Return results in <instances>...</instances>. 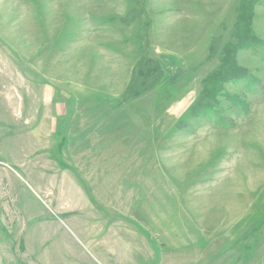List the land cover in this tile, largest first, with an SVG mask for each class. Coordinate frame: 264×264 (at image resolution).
Returning a JSON list of instances; mask_svg holds the SVG:
<instances>
[{
  "label": "rangeland",
  "instance_id": "rangeland-1",
  "mask_svg": "<svg viewBox=\"0 0 264 264\" xmlns=\"http://www.w3.org/2000/svg\"><path fill=\"white\" fill-rule=\"evenodd\" d=\"M0 264H264V0H0Z\"/></svg>",
  "mask_w": 264,
  "mask_h": 264
},
{
  "label": "bare ground",
  "instance_id": "bare-ground-1",
  "mask_svg": "<svg viewBox=\"0 0 264 264\" xmlns=\"http://www.w3.org/2000/svg\"><path fill=\"white\" fill-rule=\"evenodd\" d=\"M52 225H53L52 227L55 229V227H56L55 223L52 222Z\"/></svg>",
  "mask_w": 264,
  "mask_h": 264
}]
</instances>
